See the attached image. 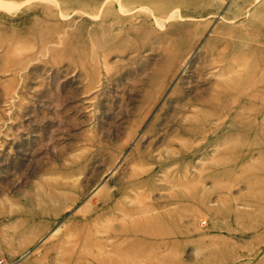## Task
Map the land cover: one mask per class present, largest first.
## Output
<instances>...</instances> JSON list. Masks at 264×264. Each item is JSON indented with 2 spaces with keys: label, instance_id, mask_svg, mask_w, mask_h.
Returning a JSON list of instances; mask_svg holds the SVG:
<instances>
[{
  "label": "rangeland",
  "instance_id": "1",
  "mask_svg": "<svg viewBox=\"0 0 264 264\" xmlns=\"http://www.w3.org/2000/svg\"><path fill=\"white\" fill-rule=\"evenodd\" d=\"M0 264H264V0H1Z\"/></svg>",
  "mask_w": 264,
  "mask_h": 264
},
{
  "label": "bare ground",
  "instance_id": "2",
  "mask_svg": "<svg viewBox=\"0 0 264 264\" xmlns=\"http://www.w3.org/2000/svg\"><path fill=\"white\" fill-rule=\"evenodd\" d=\"M0 4H1V5H2V4L4 5L5 3H3V1L0 0Z\"/></svg>",
  "mask_w": 264,
  "mask_h": 264
}]
</instances>
